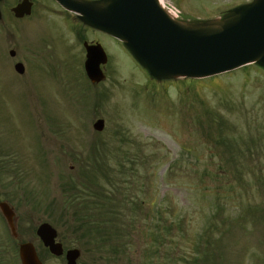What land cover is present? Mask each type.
Returning <instances> with one entry per match:
<instances>
[{"label":"rangeland","instance_id":"1","mask_svg":"<svg viewBox=\"0 0 264 264\" xmlns=\"http://www.w3.org/2000/svg\"><path fill=\"white\" fill-rule=\"evenodd\" d=\"M242 1L161 4L189 26L228 18L222 9ZM10 2L0 0L2 14ZM33 2L37 17L44 2ZM5 25L0 140L13 157L2 161L7 170L0 169V182L27 195L35 226L53 224L65 249L80 250L77 264H264V68L156 80L122 44L106 40L107 76L91 85L83 49L68 34L40 44L26 23L7 18ZM46 25L37 21L33 30ZM15 33L31 52L40 44L34 54L45 67L40 72L48 73L27 90L5 60L18 42ZM97 118L104 120L101 132L91 128ZM100 163L108 172L96 170ZM87 170H94L89 174L100 190L113 193L112 204L97 206L105 201L85 181ZM75 183L88 185L93 196L73 198ZM111 206L119 214H107ZM89 221L96 222L88 230ZM38 253L44 264H65L63 256L40 247Z\"/></svg>","mask_w":264,"mask_h":264},{"label":"water","instance_id":"2","mask_svg":"<svg viewBox=\"0 0 264 264\" xmlns=\"http://www.w3.org/2000/svg\"><path fill=\"white\" fill-rule=\"evenodd\" d=\"M65 9L76 12L82 21L121 39L136 60L158 78L206 77L240 66L256 63L264 67V0H254L235 9L231 16L195 25H183L170 18L158 0H56ZM31 2L22 0L12 12L15 17L29 14ZM211 25H218L210 30ZM12 55V52L10 53ZM100 45L86 46L84 70L92 83L104 76L99 68L105 63ZM21 72V66L16 65ZM104 123L92 127L101 131ZM50 253L63 252L55 243L56 232L48 224L36 231ZM79 250L66 251V264H76ZM21 264H41L31 244L19 249Z\"/></svg>","mask_w":264,"mask_h":264},{"label":"flooded vegetation","instance_id":"3","mask_svg":"<svg viewBox=\"0 0 264 264\" xmlns=\"http://www.w3.org/2000/svg\"><path fill=\"white\" fill-rule=\"evenodd\" d=\"M20 1L21 0H12V2H10L12 4L11 6H8V12L5 15L3 14V18L5 20L3 19V22L0 20V29H2V27L5 28V21L7 18L16 23L24 22L27 25L26 32L29 35L32 36L37 34L41 37L39 42L40 44H42L41 41H45L49 38V36H53L54 39L57 40H65L66 34H68L71 42L74 41L82 47L83 52L81 50L79 52V56L81 58L85 55L84 44H100L105 51L107 59L106 63L100 67L105 76H107V65L112 59V54L107 50L106 40L114 42V38L112 36L82 24L76 14L63 9L55 0H43L44 3H40L42 9H39L42 11V14H38L37 17L35 15L36 9L34 2L31 0L33 4L30 14L21 18H15L10 12V9L17 5ZM47 17L49 20L55 22H49ZM37 21L47 24V29L48 25H56L57 27L53 32L47 31L46 27L44 29L38 28L42 31L38 33L33 30L34 23ZM18 30L22 33V29ZM18 35L19 34L15 33V37L18 42H12L14 48H8L7 50V53L13 52V56L8 55V57H5V60L9 69L12 71V75L16 80L17 85L27 90L31 86V82L34 78H43L48 76V73L40 72V69L45 70V67L43 63H41L40 58H38L39 56L34 54L36 52L40 54V50L38 48L40 47V44L36 46V52H31L30 50L33 51V48L29 47V45H27L24 41H19L17 39ZM22 37L24 39V36ZM3 53H5V48H3ZM16 64H20L22 67V71L20 73H17L14 70ZM52 77H56V75H53ZM22 97L24 100H28L29 95L28 93H24ZM25 105L27 107L31 106L29 101ZM8 150L9 146H6L0 140L1 171L7 170V167L3 165L2 161L13 157V152ZM3 205H6V211L8 214L12 215V219L5 217L2 211ZM28 209L27 195H25V197L22 195L19 196L18 190L14 186L2 185L0 182V264H20L19 248L22 244L27 242L34 245L37 253L39 247L42 251H47L35 235V231L39 223H37L36 226L33 224L32 213ZM34 241H36V245ZM56 241L62 243L59 238V233H57Z\"/></svg>","mask_w":264,"mask_h":264},{"label":"trees","instance_id":"4","mask_svg":"<svg viewBox=\"0 0 264 264\" xmlns=\"http://www.w3.org/2000/svg\"><path fill=\"white\" fill-rule=\"evenodd\" d=\"M98 170H100L101 172H108L107 171V168H103V167H101V168H98ZM106 174H108V173H106ZM105 174V175H106ZM83 175H85V173H83ZM85 181H87L88 182V185L91 187V189L93 188V186L92 185H95V188L98 190V193H97V197L98 198H100V199H102L103 201H105L104 203H97V204H100V205H97V206H105V204L107 203V204H112V203H110L111 202V200H112V198H113V196H112V192L111 193H105V192H107L106 190H100V188H98L97 187V185L96 184H94L93 182H94V179L92 178V176H90V174H86L85 176ZM79 182V181H78ZM77 182V183H78ZM88 185L85 187V188H77V186H76V183L70 188L71 190H73L75 187H76V189H74L75 191L72 193V197L74 198V197H76V198H83L82 196H80L81 194H83L84 195V197H86V193H88V195H91V196H93L92 195V193L93 192H87L88 191ZM92 198V197H91ZM95 208V207H94ZM98 210H100V209H98ZM110 212H108L107 214H112V215H117V214H119V212H118V210L119 209H116L115 207H113V206H111L110 207ZM118 212V213H117ZM114 213V214H113ZM117 213V214H116ZM100 215H103V214H101L100 213ZM91 222H96V221H89V222H87V223H85V224H83V225H85L86 226V228L89 230V229H91V228H93V225H92V223ZM91 223V224H90ZM98 224H100V223H98ZM101 225H102V223H101ZM194 264H196V262H194Z\"/></svg>","mask_w":264,"mask_h":264},{"label":"bare ground","instance_id":"5","mask_svg":"<svg viewBox=\"0 0 264 264\" xmlns=\"http://www.w3.org/2000/svg\"><path fill=\"white\" fill-rule=\"evenodd\" d=\"M158 2H159V4H160V6L165 10V12L167 13V15H168L169 17L173 18L174 16H173L172 13L170 12L171 10L166 11L165 7L161 5V0H158ZM217 27H218V25H211L209 28H210V30H216Z\"/></svg>","mask_w":264,"mask_h":264}]
</instances>
